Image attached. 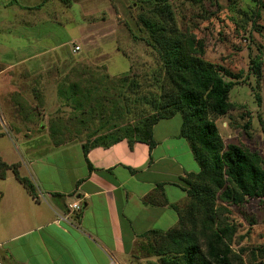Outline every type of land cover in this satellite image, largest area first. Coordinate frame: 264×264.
I'll return each mask as SVG.
<instances>
[{"label":"rangeland","instance_id":"obj_1","mask_svg":"<svg viewBox=\"0 0 264 264\" xmlns=\"http://www.w3.org/2000/svg\"><path fill=\"white\" fill-rule=\"evenodd\" d=\"M168 3L177 28L202 41L204 59L240 73L228 92L233 107L214 120L223 143L256 151L264 161V0ZM29 5L25 13L17 11V4L7 6L16 14L4 25L6 16L0 15V133L6 135L0 137V158L20 166L18 175L28 178L26 162L36 157L45 159L44 165L54 162L49 155L58 146L79 143L87 132L66 123L70 108L58 92L61 84L78 82L91 70L104 68L109 75L129 70L141 77L158 66L155 52L143 41L135 0H31ZM254 59L260 61L258 77L252 72ZM58 117L72 128L57 126L52 137L49 120L55 124ZM179 119L175 114L172 123ZM6 174L13 175L11 168ZM187 200L185 194L175 204L181 208ZM224 208L218 215L234 226L231 251L248 264L261 260L264 198ZM151 257L149 264H160Z\"/></svg>","mask_w":264,"mask_h":264},{"label":"trees","instance_id":"obj_2","mask_svg":"<svg viewBox=\"0 0 264 264\" xmlns=\"http://www.w3.org/2000/svg\"><path fill=\"white\" fill-rule=\"evenodd\" d=\"M135 5L146 33L143 41L155 52L157 69L139 77L129 70L109 75L103 68L87 71L78 82L61 84L58 92L70 108L65 121L76 132L77 127L87 130L79 143L89 171L86 152L90 148L125 141L129 148L141 142L150 149L155 143L153 125L179 114L178 136L186 140L198 170L186 172L175 183L188 199L181 208L167 204L176 214L175 224L165 231L141 233L144 241L138 250L143 258L157 257L160 264H248L231 251L234 226L218 214L225 205L264 198V161L240 144H224L214 122L233 107L228 92L240 73L203 58L202 41L177 28L168 0H135ZM251 62L258 77L260 61ZM57 119L55 124L49 120L52 137L57 126H68ZM8 168L34 196L30 180L18 175L15 163L1 158L0 179ZM151 201V194L141 198L143 204ZM261 252V260L252 264H264Z\"/></svg>","mask_w":264,"mask_h":264},{"label":"crops","instance_id":"obj_3","mask_svg":"<svg viewBox=\"0 0 264 264\" xmlns=\"http://www.w3.org/2000/svg\"><path fill=\"white\" fill-rule=\"evenodd\" d=\"M30 1L0 0L3 25L16 9L27 12ZM13 4L17 8L8 11ZM172 118L153 125L150 149L141 142L129 148L125 141L90 148L89 171L78 142L58 146L49 155L54 162L46 165L41 157L31 159L26 162L29 178L24 177L33 184L34 196L13 175L0 179L2 264H128L129 259L142 264L152 258L138 254L144 241L140 234L175 224L176 214L167 204L185 197L175 183L198 170L186 140L178 136L180 119L172 123ZM148 194L152 201L143 204ZM76 201L79 211L68 208Z\"/></svg>","mask_w":264,"mask_h":264},{"label":"built area","instance_id":"obj_4","mask_svg":"<svg viewBox=\"0 0 264 264\" xmlns=\"http://www.w3.org/2000/svg\"><path fill=\"white\" fill-rule=\"evenodd\" d=\"M73 48H74V49H78V47H77L76 45H75ZM68 208H70V209L73 210V211H79L80 208H81V206H80V204L76 201V202H71V203H69V204H68ZM58 218L64 219V218H66V217H65L64 215H61V216H58ZM0 264H2L1 261H0Z\"/></svg>","mask_w":264,"mask_h":264}]
</instances>
